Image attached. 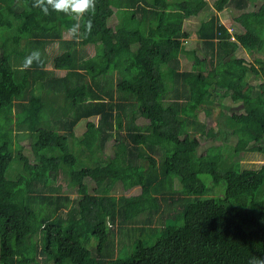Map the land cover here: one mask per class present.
Wrapping results in <instances>:
<instances>
[{"label":"trees","instance_id":"1","mask_svg":"<svg viewBox=\"0 0 264 264\" xmlns=\"http://www.w3.org/2000/svg\"><path fill=\"white\" fill-rule=\"evenodd\" d=\"M260 1L232 41L219 13L250 0H0V264H264V164L240 162L263 152ZM210 2L187 48L186 20ZM216 109L215 130L199 114Z\"/></svg>","mask_w":264,"mask_h":264},{"label":"rangeland","instance_id":"2","mask_svg":"<svg viewBox=\"0 0 264 264\" xmlns=\"http://www.w3.org/2000/svg\"><path fill=\"white\" fill-rule=\"evenodd\" d=\"M54 4L56 5H60L61 4V0H51ZM213 2H210L209 5L207 6V8L200 14L199 17H195L194 19L191 20L188 19L186 20V29L191 32V35L188 39L185 40V44L187 46V48H195L198 49V42L200 41V39L198 38L197 35V31L198 30V25L201 24L202 21H205L207 19L208 14H211L213 12V8H212ZM262 6V1L260 0H250L249 3V7L246 10L243 11H239L236 10L234 8H228L226 10H224L222 13H219V17L220 20L223 24H225V26H227L228 29L233 30L234 32L238 33V32H248V30L252 27L253 25V21H254V17L252 16L253 11L256 12L258 9H260ZM245 12H247L246 15V19H245V24L240 23L239 21H237V19L239 17H242ZM249 15V17H248ZM116 21V20H115ZM72 32H63V37L67 38L71 36ZM110 42L109 40H105L104 44H100L97 47L94 46H90L87 47L86 52L90 55H94L95 53H98L102 50V48L104 46H109ZM48 53V68L49 69H53V61L54 58L57 55L61 54V50L59 49L57 44H53L50 45L48 47V49L46 50ZM199 51V49H198ZM236 57H243L246 58L247 61H254L253 60V55L249 52H246L242 47H240L237 52L235 53ZM259 57L264 58V50L261 51L258 54ZM198 57H200V52H198ZM201 58V57H200ZM203 59V56H202ZM181 63H182V70L183 71H192L193 70V65L196 64L193 61H190L186 58L185 55H183L181 57ZM59 74H64V71H59ZM262 82V80H257L254 79V77L250 80V83L253 85L256 84H260ZM237 96H233L228 98L227 100H225L224 105L226 107L229 108L230 112H239L242 111L243 109H241V104H237L235 100H237ZM66 100V98H65ZM57 101L62 102L61 104L57 105L56 108H59V110H56V116H63L65 111L68 109V106H65L63 102H67V101H63L62 98L60 96H58ZM62 106V108H61ZM61 108V109H60ZM220 109H216L215 111L208 112V111H201L199 114V118L202 122H204L207 126V128H212V129H217L219 128V125L224 126L225 125V121H223V118H220ZM143 119H140V121ZM84 127V128H83ZM86 127H85V120H81L80 123L77 126V133L79 136L82 135V133L85 131ZM206 141H202V145L205 144ZM114 141H110V143L107 145L106 148V153L108 155H111L113 153V149H114ZM262 148H263V152L261 153H246V154H241L240 156V162L241 165L244 168H248V169H256L259 168L262 164H264V141H262L261 143H259ZM23 146L25 147L24 152L30 156L31 159L34 158V156L31 153V143L29 138L25 139L23 141ZM77 151V150H76ZM205 179H209V177H205ZM60 183L63 185L62 188V192H70V193H74L72 190H70L68 188V186L66 185V182L64 180H61ZM209 184V183H207ZM90 193H93V185H90ZM112 195L115 196H127L128 200H131L133 198L138 197L141 194V188L140 187H135L133 189H131L130 191H125L122 184L116 185L115 188L113 189V191L111 192ZM52 264V263H51Z\"/></svg>","mask_w":264,"mask_h":264},{"label":"built area","instance_id":"3","mask_svg":"<svg viewBox=\"0 0 264 264\" xmlns=\"http://www.w3.org/2000/svg\"><path fill=\"white\" fill-rule=\"evenodd\" d=\"M229 30V32L232 34V41H235V38H234V31L233 30H231V29H228Z\"/></svg>","mask_w":264,"mask_h":264},{"label":"clouds","instance_id":"4","mask_svg":"<svg viewBox=\"0 0 264 264\" xmlns=\"http://www.w3.org/2000/svg\"><path fill=\"white\" fill-rule=\"evenodd\" d=\"M63 32H64V30H62V35H63ZM235 34V33H234ZM64 39H66V40H69V39H71V36L70 37H68L67 36V38H64ZM54 44H57L58 45V43H54ZM53 45V44H52ZM59 47V46H58ZM68 99H66L65 101H67ZM23 145V144H22Z\"/></svg>","mask_w":264,"mask_h":264},{"label":"crops","instance_id":"5","mask_svg":"<svg viewBox=\"0 0 264 264\" xmlns=\"http://www.w3.org/2000/svg\"><path fill=\"white\" fill-rule=\"evenodd\" d=\"M194 18H195V17H192L191 20L194 19ZM196 31H197V30H196ZM63 38H64V37H63Z\"/></svg>","mask_w":264,"mask_h":264}]
</instances>
